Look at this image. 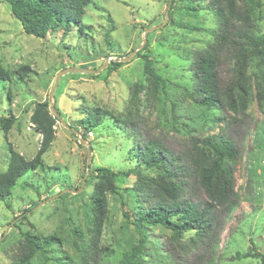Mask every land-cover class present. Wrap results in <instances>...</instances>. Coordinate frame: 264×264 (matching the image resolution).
<instances>
[{
    "label": "rangeland",
    "instance_id": "obj_1",
    "mask_svg": "<svg viewBox=\"0 0 264 264\" xmlns=\"http://www.w3.org/2000/svg\"><path fill=\"white\" fill-rule=\"evenodd\" d=\"M211 1L92 0L79 27H71L66 36L55 31L38 39L23 32L0 0V64L10 75V81L0 82V118L14 119L7 132L0 128V173L8 167L10 149L26 160L34 157L41 140L30 123L36 103H46L49 112L54 103L64 123L56 119L55 139L42 166L18 179L9 199L0 202V264H11L18 257L27 231L54 235L61 241L44 256L37 253L32 264H54L56 259L83 263L92 235L95 169H131L136 140H146L147 135L164 137L171 148L179 150L190 137L205 138L224 128L223 113L199 107L186 96V89L192 87L191 61L215 30L208 9ZM238 2L253 8L252 21L258 33L264 34V0ZM146 30L150 31L145 35ZM140 55L153 62L155 72L165 80V92L153 91L152 81L143 76ZM24 66L29 70L20 77L16 71ZM64 69L78 72L61 76L50 96L56 75ZM247 74L253 92L248 116L226 129L241 158L235 172V198L218 214L217 239L181 253L170 245L168 230L148 227L138 264H260L254 258L235 259L236 253L264 254V66L251 58ZM137 84L145 89L131 104ZM93 110L104 118L99 127L87 130L79 121ZM128 120H142L145 126L134 131ZM83 135L85 145L79 143ZM87 146L90 170L80 192L73 194L70 191L82 184ZM134 182L133 176L118 178L119 195L106 192V215L89 264H119L137 244L130 216L137 207L130 190Z\"/></svg>",
    "mask_w": 264,
    "mask_h": 264
},
{
    "label": "trees",
    "instance_id": "obj_2",
    "mask_svg": "<svg viewBox=\"0 0 264 264\" xmlns=\"http://www.w3.org/2000/svg\"><path fill=\"white\" fill-rule=\"evenodd\" d=\"M2 1L20 23L23 32L38 39L55 31H61L66 36L71 27L81 25L84 11L92 2ZM208 9L214 16L215 30L211 41L196 52L191 61L192 87L186 89V96L199 107L223 113L225 126L217 134L205 138H188L179 150L171 148L164 137L147 135L146 140H136L135 164L131 169L120 172L105 167L95 169L97 181L91 195L92 235L81 264H89L90 257L94 259L106 215L105 194L119 195L115 184L118 178H135L130 190L134 193L137 207L130 216L138 233L137 244L122 256L119 264H138L146 242L144 230L148 227L159 226L168 230L170 245L181 253L187 252L188 247L212 243L219 235L218 214L235 198V172L241 158L238 146L226 129L248 116L253 92L247 69L251 58L258 59L259 64L264 66V34L258 33L252 21L253 8L239 4L238 0H212ZM140 58L143 61V76L152 81L153 91L160 88L165 92V80L155 72L153 62L147 55H140ZM119 65L114 63V66ZM28 70L26 66L20 67L16 74L23 77ZM5 81H10V75L0 64V82ZM144 89L142 84L132 88L131 104ZM256 96L261 100V92L258 91ZM103 118L104 114L93 110L79 124L90 130L99 127ZM13 120L0 118L1 130L7 132ZM55 121L46 103L34 105L30 123L41 136L39 147L30 160L10 149L8 167L0 173V202L9 199L18 179L42 166L43 156L55 139ZM128 121L134 131L145 126L142 120ZM81 138L84 140V135ZM150 172L154 174L150 175ZM123 215L127 216L125 212ZM186 236L185 244L183 239ZM56 242L61 243L54 235L38 236L27 231L23 234L22 249L11 264H32L31 260L37 253L44 256L45 251ZM247 258L258 259L260 264H264V254L259 252L235 255L236 260ZM60 260L56 259L54 264H66Z\"/></svg>",
    "mask_w": 264,
    "mask_h": 264
},
{
    "label": "water",
    "instance_id": "obj_3",
    "mask_svg": "<svg viewBox=\"0 0 264 264\" xmlns=\"http://www.w3.org/2000/svg\"><path fill=\"white\" fill-rule=\"evenodd\" d=\"M170 2H171V0H170ZM169 7H170V3H169ZM166 16H167V12L165 13V17H166ZM165 20H166V19H164V23H165ZM157 28H158V27H157ZM149 31H150V30H146V31H145V35H146ZM144 43H145V38H144V40H143V44H144ZM142 46H143V45H141V46L138 47L135 51H133V52H132V55L135 54L137 51H139V50L142 48ZM132 55H131V56H132ZM129 58H130V57H128V58H124V59H121V61H122V62H125V61H127ZM76 71L78 72L77 69H64V70H62L60 73H58V74L56 75L55 83H54L53 88H52V90H51L50 96H52V95L54 94V90H55V87H56V85H57V83H58V79H59L61 76L65 75V74H67V73H69V72H76ZM92 72H93V73H97V72H99V71L97 70V71H92ZM50 112H51V114L53 115V117H54L55 119H60L61 123L64 124L63 121H62L61 118H60V114L58 113L57 109H56L55 106H54V103L51 104ZM74 132L77 133L76 130H74ZM79 143H80L81 145H85V141H84L82 138H80ZM90 162H91V150H90V148L87 146V147H86V168H85V173H84V175H83V179H82L81 187L78 188V189L75 190V191H70L71 193H73V194H77L78 192H80L81 188L83 187V185H84V183H85V178H86V176H87V173H88L89 170H90ZM53 198H55V197H53ZM5 234H6V231H5V233L3 234V237L5 236Z\"/></svg>",
    "mask_w": 264,
    "mask_h": 264
}]
</instances>
